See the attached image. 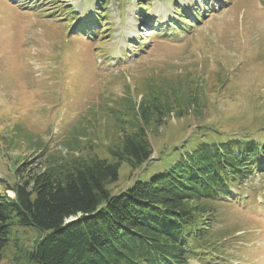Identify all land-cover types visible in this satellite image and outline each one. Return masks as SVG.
Returning a JSON list of instances; mask_svg holds the SVG:
<instances>
[{
  "label": "rangeland",
  "instance_id": "1",
  "mask_svg": "<svg viewBox=\"0 0 264 264\" xmlns=\"http://www.w3.org/2000/svg\"><path fill=\"white\" fill-rule=\"evenodd\" d=\"M139 1L0 0L1 192L13 196L21 165L112 161L133 123L152 158L121 162L112 193L200 142H264V0ZM251 183L198 215L212 234L194 264H264V175ZM41 236L13 223L0 264H35Z\"/></svg>",
  "mask_w": 264,
  "mask_h": 264
},
{
  "label": "trees",
  "instance_id": "2",
  "mask_svg": "<svg viewBox=\"0 0 264 264\" xmlns=\"http://www.w3.org/2000/svg\"><path fill=\"white\" fill-rule=\"evenodd\" d=\"M137 5L148 10L149 0ZM158 112L159 121L164 113ZM132 126L109 151L112 161L75 157L40 170L16 168L13 196L0 191V260L13 223L42 232L28 252L35 264H194L202 257L198 247H208L212 233L198 215L211 213L208 205L215 201L245 200L251 179L264 175V142H200L167 167L112 193L107 185L117 181L121 162L136 169L152 158L142 123ZM214 260L212 255L206 264Z\"/></svg>",
  "mask_w": 264,
  "mask_h": 264
}]
</instances>
